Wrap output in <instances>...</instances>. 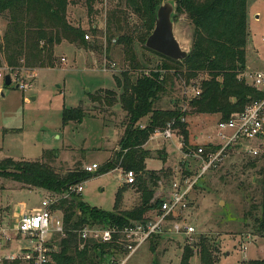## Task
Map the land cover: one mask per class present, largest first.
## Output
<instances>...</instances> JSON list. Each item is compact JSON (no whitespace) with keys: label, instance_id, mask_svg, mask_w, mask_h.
Listing matches in <instances>:
<instances>
[{"label":"rangeland","instance_id":"1","mask_svg":"<svg viewBox=\"0 0 264 264\" xmlns=\"http://www.w3.org/2000/svg\"><path fill=\"white\" fill-rule=\"evenodd\" d=\"M71 1L66 19L70 25L84 31L82 43L63 41L55 46L50 68L15 70L13 74L24 82L28 76H35L28 91L17 89L15 83L5 86L4 80H0V162L7 158L42 161L45 154L51 153L57 155L53 167L59 174L76 166L82 169L93 163L102 166L118 151L126 120L118 101L108 107L103 101L94 100L105 99V90L120 94L114 77L121 78L126 72L134 81L139 74H147L162 62L146 50L145 43L132 41L130 47L139 68L132 71L125 44L117 38L125 34L137 38L144 30L140 19L126 7L125 0H96L90 12L84 0ZM166 1L173 0L162 3ZM114 10L122 12V30L114 23H107ZM247 16L246 65L253 73L262 72L264 0H247ZM172 19L179 44L191 48L192 25L186 15L175 12ZM5 25V20L0 18L2 34ZM4 66L2 61L0 72H4ZM204 78L203 73L189 81L183 75L172 77L154 107L187 112L181 121L186 123L188 145L217 152L224 144L218 138L216 126L221 116L192 113L188 105L189 100L197 97L195 93ZM245 82L250 86L249 80ZM77 108L85 112L86 118L80 124L70 122L63 126V111ZM262 118L264 122V109ZM174 134L169 140L161 137L148 140L144 146L149 152L146 172L135 174V185L125 184L119 168L102 175L93 173L89 179L79 182L83 184L79 195L82 202L103 211L127 214L140 210L144 190V197L150 204L163 199L173 180L181 173L188 174V170L195 175L200 163L196 159L183 158L182 146H179L182 136L177 130ZM258 142L238 140L227 146L217 167L199 179L198 186L190 193L189 207L183 213L185 224L194 228L191 236L165 229L123 264H182L185 251L192 256L183 264H263L264 234L257 233L255 223L261 214L263 189L257 170L262 163L252 168L250 164L256 159L248 153ZM122 186L124 189L120 188ZM32 190L0 177V222L6 230V236L0 235V264H26L20 259L7 261L2 258L6 255L17 257L22 249L32 246L30 240L14 236L18 216L12 215L18 203H24L31 213L40 209L46 192ZM117 196L119 201L115 206ZM61 239L59 235L52 237L50 245L54 253L59 251Z\"/></svg>","mask_w":264,"mask_h":264},{"label":"trees","instance_id":"2","mask_svg":"<svg viewBox=\"0 0 264 264\" xmlns=\"http://www.w3.org/2000/svg\"><path fill=\"white\" fill-rule=\"evenodd\" d=\"M163 1L125 0L126 7L140 19L144 30L137 38L126 34L117 38L125 44L124 49L132 71L139 68L130 43H145L154 28L155 10ZM173 1L175 12L184 13L192 25L190 52L184 60L176 62L146 49L162 60L159 66L150 70L148 75L139 74L134 81H131L126 72L121 74V78L114 77L120 94L117 96L114 91L105 90V99L94 100L103 101L108 107L118 101L126 120L118 151L95 175L107 174L117 168L122 172L132 171L143 175L146 172L145 162L149 158V152L144 146L155 131L163 130L168 123H173V129L182 136L183 153H192L197 149L188 145L186 123L181 121L187 112L178 108L164 110L154 107L160 95L166 92V84L171 83L172 77L183 75L189 81L200 73L206 75L199 86L200 94L189 100L188 105L192 108V113L219 114L220 120L229 119L251 101L262 100L264 97L262 93L246 85L243 78L249 36L247 0ZM95 2L96 0H84L89 12ZM71 3V0H0V18L6 22L0 38V66L4 61L12 73L24 68H50L55 46L63 41L81 44L84 31L73 27L66 19L67 7ZM121 14L119 10L112 11L107 23H114L118 30H122ZM84 118L86 114L81 108L64 110L62 123L63 126L70 122L80 124ZM144 118H148V122L144 128H140L137 125ZM205 152L208 151L205 149ZM56 158L57 155L51 153L45 154L42 161L34 162L7 158L0 162V177L29 188L60 195L69 186L87 180L93 174L79 166L65 174H59L53 167ZM255 159L250 166L254 168L261 161L257 177L263 189L264 157ZM139 179L144 182L140 176ZM120 188L124 189V186ZM145 193L146 190L141 198L140 210L127 214L90 207L75 194L60 200L58 208L63 213L66 235L59 242V251L52 254L54 264H104L106 257L114 255L113 249L117 248V244L93 243L78 250L77 237L73 231L86 224L121 227L131 221L142 220L147 211L158 208L161 203L160 200H155L150 204L149 199L144 197ZM118 197L115 206L119 201ZM260 208V217L255 219L256 231L264 234V190ZM187 253H182V264L192 256L190 251V254ZM262 263L264 264V260Z\"/></svg>","mask_w":264,"mask_h":264},{"label":"built area","instance_id":"3","mask_svg":"<svg viewBox=\"0 0 264 264\" xmlns=\"http://www.w3.org/2000/svg\"><path fill=\"white\" fill-rule=\"evenodd\" d=\"M1 36L0 30V38ZM85 38L88 39L87 36ZM6 75H10L11 83H15L16 88L24 92L31 89V83L35 77L30 75L28 80L24 82L18 78L17 74H13L10 69L4 66V72H0V80L3 81ZM243 78L249 80L250 86L264 96V71L256 73L245 71ZM195 94L198 96L200 91L197 90ZM263 109L264 97L262 100L251 101L241 112L232 114L229 119L219 120L216 125L219 131L218 138H221L224 144L217 152H212V150L205 152L203 148L198 147L192 153H183L184 159L191 158L200 162L198 172L195 175H192L191 170H188V174L181 173L177 179L170 183L165 197L160 199V206L147 211L142 220L130 222L121 227L86 224L74 230L78 250H83L86 245L93 243L117 244V248L113 249L114 255L106 257L104 264H123L140 247L147 244L152 238L164 233L165 229L171 233L180 234L183 232L188 237L191 236L194 233V228L186 225L183 218V213L190 204V193L197 186L199 179L216 168L221 162L225 148L238 140L259 141L257 147L248 149V153L252 158L264 157ZM174 131L173 123H168L163 130L155 131L149 139L161 137L169 140L175 136ZM227 132L229 133L226 134ZM100 167V165L93 163L85 166L84 171L95 173ZM123 174L126 185H135L136 175L134 172L127 171ZM82 185V183L71 185L65 193L60 195L47 192L40 203L39 210L34 213H21L14 227V236L30 240L32 246L22 249L17 257L6 255L2 259L7 261L20 259L26 264H54L52 260L54 249L50 245L52 237L59 235L63 239L66 235L63 213L58 208V204L60 200L69 198L71 194L80 195L83 190ZM0 235L6 236L5 226L2 222H0Z\"/></svg>","mask_w":264,"mask_h":264},{"label":"water","instance_id":"4","mask_svg":"<svg viewBox=\"0 0 264 264\" xmlns=\"http://www.w3.org/2000/svg\"><path fill=\"white\" fill-rule=\"evenodd\" d=\"M174 13V1H166L157 6L154 28L145 41V48L172 61L179 62L188 56L190 48L181 47L174 35L172 19ZM3 83L5 86L11 85L10 75L5 76Z\"/></svg>","mask_w":264,"mask_h":264},{"label":"crops","instance_id":"5","mask_svg":"<svg viewBox=\"0 0 264 264\" xmlns=\"http://www.w3.org/2000/svg\"><path fill=\"white\" fill-rule=\"evenodd\" d=\"M247 18H248V16H247ZM247 51V50H246ZM245 71H248V72H252L251 71V69L246 65V68H245ZM32 98L33 97H31V100H32ZM144 121H146L145 122V124H142ZM148 122V118H144V119H142L138 124L141 126V127H144L143 125H146V123ZM142 124V125H141ZM88 166V165H87ZM84 170V169H83ZM33 190H36V189H33ZM32 190V191H33ZM46 192V191H45ZM47 193V192H46ZM15 206V208H17V211H12V215L13 216H19L21 213H23V212H29V211H27L26 209H25V204L24 203H18V205H14Z\"/></svg>","mask_w":264,"mask_h":264}]
</instances>
